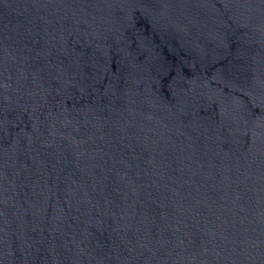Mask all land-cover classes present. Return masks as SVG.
Instances as JSON below:
<instances>
[{
	"label": "water",
	"instance_id": "water-1",
	"mask_svg": "<svg viewBox=\"0 0 264 264\" xmlns=\"http://www.w3.org/2000/svg\"><path fill=\"white\" fill-rule=\"evenodd\" d=\"M0 264H264V0H0Z\"/></svg>",
	"mask_w": 264,
	"mask_h": 264
}]
</instances>
